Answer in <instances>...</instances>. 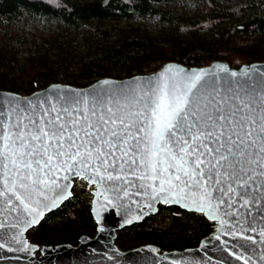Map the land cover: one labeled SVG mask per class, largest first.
Segmentation results:
<instances>
[{"label": "trees", "instance_id": "1", "mask_svg": "<svg viewBox=\"0 0 264 264\" xmlns=\"http://www.w3.org/2000/svg\"><path fill=\"white\" fill-rule=\"evenodd\" d=\"M137 19L154 20L159 29L148 32L134 24ZM241 36L251 41L236 44ZM30 47L36 55L19 63L15 49ZM213 60L234 68L264 61V0H0V89L29 94L52 82L85 86L101 77L152 72L167 61L203 66ZM111 67L123 76L111 75ZM87 193V187L73 189L27 231L30 240L76 244L80 235L92 236ZM210 230L201 214L159 205L155 214L118 230L115 243L123 250L144 244L180 250L196 246Z\"/></svg>", "mask_w": 264, "mask_h": 264}, {"label": "water", "instance_id": "2", "mask_svg": "<svg viewBox=\"0 0 264 264\" xmlns=\"http://www.w3.org/2000/svg\"><path fill=\"white\" fill-rule=\"evenodd\" d=\"M165 74L174 80L199 74L206 98L214 97L223 107L225 102L231 104V98L247 93L245 99L255 106V114L264 111L260 108L264 103V61L234 68L225 60H213L203 66L167 61L152 72L101 77L85 86L52 82L29 94L0 89V116L11 114L13 120L19 116L27 122V117H39L45 111L53 116L57 112L63 114L64 107L72 110V116L78 115L77 108L91 116L88 109L94 98L103 97L114 104L123 93L130 103L133 96L143 94L148 82ZM113 93L117 96L113 97ZM69 98L83 102L66 104ZM119 103L124 105L125 100L119 99ZM124 168L123 172L120 168L113 172L121 177L119 180H109L107 173L97 174L91 169L80 175L45 169L39 174V181L43 182L32 184L30 193L21 199L8 192L0 179V192L5 193L0 196V264H264V174L255 164L251 180L230 182L224 177L219 185L221 193L216 191V185L209 189L210 200L203 199L195 189L174 188L167 182L161 190L160 177L145 175L136 166L131 170L127 165ZM65 176L69 179L65 180ZM74 178L90 187L93 235H80L76 244L31 241L27 231L72 196ZM229 184L232 191H227ZM159 205L201 214L210 222L211 230L196 246L180 250H160L153 244L123 250L116 245L118 230L155 214Z\"/></svg>", "mask_w": 264, "mask_h": 264}, {"label": "snow or ice", "instance_id": "3", "mask_svg": "<svg viewBox=\"0 0 264 264\" xmlns=\"http://www.w3.org/2000/svg\"><path fill=\"white\" fill-rule=\"evenodd\" d=\"M202 87L199 74L175 80L165 74L148 82L143 94L133 96L130 103L123 93L114 104L94 98L88 109L91 116L79 108L72 116L68 107L63 114L45 111L27 117V122L19 116L13 120L11 114L0 116V179L21 199L45 169L76 175L91 169L119 180L113 172L117 168L123 172L127 165L128 170L136 166L145 175L160 177L161 190L167 182L174 188L195 189L210 200L209 189L216 185L221 193L224 177L230 182L251 180L253 164L264 174V111L255 114V106L245 99L247 93L222 107L214 97L206 98ZM227 191H232L231 184Z\"/></svg>", "mask_w": 264, "mask_h": 264}, {"label": "rangeland", "instance_id": "4", "mask_svg": "<svg viewBox=\"0 0 264 264\" xmlns=\"http://www.w3.org/2000/svg\"><path fill=\"white\" fill-rule=\"evenodd\" d=\"M188 2H190V1H188ZM175 6H179V7H182V6H180V4H174ZM238 5H236V6H234V7H232L231 9H235L236 7H237ZM184 9H185V11H187V12H191L192 10H193V6H189V3H187L186 5H185V7H184ZM134 24H138L139 25V27H141L142 29H144V30H146V31H148V32H155V31H157L158 29H159V27L157 26V23H155V21L154 20H147V21H142V20H140V19H137L135 22H134ZM233 41L236 43V44H244V43H246V42H250L251 41V37H249V36H241V37H235L234 39H233ZM103 43H105V44H109L110 43V41L108 40V41H104ZM16 50V54H15V56H16V59H17V61L19 62V63H24V62H26V57H27V55L29 54V55H32V54H35V52H36V48H34V47H30L28 50H21V49H15ZM42 50H43V48H38V51L37 52H42ZM74 53H78V51L77 50H74ZM36 55V54H35ZM46 57L48 58V59H54L55 58V55L52 53V52H47L46 53ZM110 73H111V75H113V76H115V75H117V74H120V75H122L123 76V73L122 72H120L116 67H111V70H110ZM17 80L19 81V82H23L25 79L23 78V77H21V76H19V77H17ZM76 187H87V185H86V183H85V181H83V180H81V179H77V178H74L73 179V183H72V191H73V189H75ZM88 188V190L90 189V187H87ZM88 195H90L89 193H87ZM28 236V238L30 239V236L29 235H27Z\"/></svg>", "mask_w": 264, "mask_h": 264}, {"label": "built area", "instance_id": "5", "mask_svg": "<svg viewBox=\"0 0 264 264\" xmlns=\"http://www.w3.org/2000/svg\"><path fill=\"white\" fill-rule=\"evenodd\" d=\"M240 5H238L235 9H237Z\"/></svg>", "mask_w": 264, "mask_h": 264}]
</instances>
